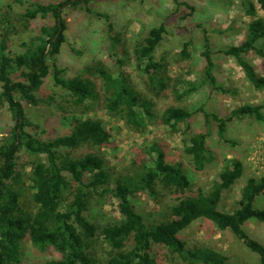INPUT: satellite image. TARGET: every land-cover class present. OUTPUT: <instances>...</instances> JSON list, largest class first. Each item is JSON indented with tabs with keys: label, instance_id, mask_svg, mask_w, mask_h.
<instances>
[{
	"label": "trees",
	"instance_id": "16d2710c",
	"mask_svg": "<svg viewBox=\"0 0 264 264\" xmlns=\"http://www.w3.org/2000/svg\"><path fill=\"white\" fill-rule=\"evenodd\" d=\"M179 0H175L178 2ZM264 12V0H255ZM89 0H64L59 4H31L22 18L26 24L38 19L53 17L54 22L39 29L36 43L27 47L24 53H12L5 40L0 41V109L6 108L13 121L9 135L0 142V264H20L22 245L25 240L36 249L43 251L53 247L60 258L44 264H158L155 250L166 249L178 264H227V257L210 248H189L180 234L199 220L212 223L219 231H230L245 248L259 256L264 264V245L249 239L244 226L250 221L264 224V209H256L258 197L264 195V177L247 178L241 191L239 207L232 213L219 210L224 192L230 190L244 175L243 161L238 157L226 160L218 174V181L206 192L199 188L193 194L191 182L183 165L169 164L166 155L158 145L146 152L149 160L134 176H125L110 185L108 170L103 158L89 148H100L109 142V132L100 119L71 118L69 134L43 140L27 131L36 130L26 117L21 101L36 105V94L49 76L48 61L53 68L55 87L61 88L70 97L77 109H88V103L101 97L98 87L88 79L80 77L65 79L63 70L55 63L65 42L67 23L62 9L84 5L88 12ZM256 6L249 4L245 13L251 17L244 41L222 51L231 57L253 86L264 90V77L256 74L247 55L257 54L264 58V19L257 17ZM165 33L164 24L152 28L136 51L137 68L151 85L160 92L166 88V64L156 62L154 53ZM183 45L181 56L190 57ZM208 38L205 37L201 56L205 61V82L213 90L222 92L216 86L215 64L212 60ZM20 73L22 81L14 80ZM102 79L103 107L111 115L122 120L133 131L145 128L148 121L155 120L153 103L135 89L125 74L116 77L97 69ZM204 83V82H202ZM194 87V86H192ZM190 94L184 92L178 98ZM18 97V98H17ZM264 104H245L233 110L229 116L220 118L199 112L211 118L218 127V135L224 138L227 124L234 118L253 117L264 124ZM82 111V112H83ZM192 113L177 107H168L161 116L163 126L178 132L183 125L185 136L184 152L191 159L197 172H202L211 162L207 147L208 133L191 132L189 119ZM192 133V134H189ZM187 136V137H186ZM81 148V156L74 152ZM28 174V175H27ZM31 182V200L34 209L22 208L19 190L25 176ZM161 186L175 190L181 197L172 206V218L165 222L147 225L135 210L132 197L147 193L155 197V188ZM101 193H100V192ZM93 193L103 198L109 193L117 202L120 218L107 223L103 218L97 221L91 210ZM104 245L105 256L100 258L97 246Z\"/></svg>",
	"mask_w": 264,
	"mask_h": 264
},
{
	"label": "rangeland",
	"instance_id": "374dc122",
	"mask_svg": "<svg viewBox=\"0 0 264 264\" xmlns=\"http://www.w3.org/2000/svg\"><path fill=\"white\" fill-rule=\"evenodd\" d=\"M62 1L0 0V41L5 40L12 53H24L27 47L36 43L39 29L54 22L50 16L46 19L39 17L26 24L22 18L26 9L35 3L49 5ZM250 3L256 6L257 17L264 19V12L255 0H89L90 12L84 5H68L62 9V17L67 23L65 42L55 57V63L63 70L61 76L65 79L80 77L92 81L100 90L101 97L89 102L88 109L84 111L75 108L67 93L55 87L53 68L51 61H48L49 76L36 94L37 104L21 101L27 119L38 126L36 130L28 128L27 131L49 140L69 134L75 112L76 116L83 113L86 119H100L109 132V142L100 148L89 149L103 158L109 174L110 190L114 188L115 181L141 171V167L149 160L147 149L153 145L163 150L167 163L183 165L191 182V190L187 194H193L199 188L208 192L218 181L225 161L238 157L243 161L244 175L223 193L219 204L220 211L232 213L239 207L246 179L264 177V124L249 116L234 118L227 124L224 138H220L217 124L211 118L206 121L199 108L203 107L205 112L225 118L245 104H264V90L251 85L235 61L222 53L244 41L251 20L245 10ZM160 24H164L165 33L154 53V59L167 66V84L163 93L138 70L135 55L149 31ZM205 37L208 38L211 57L216 66L213 72L216 86L223 89L222 92L213 90L212 85L205 82V61L201 56ZM185 43L189 44L188 59L181 56ZM247 59L256 74L264 77V58L250 53ZM98 68L115 77L125 74L140 95L153 103L155 120L148 121L145 128L133 131L120 118L109 114L102 103L105 95ZM14 78L23 80L20 73ZM189 91L187 96L178 98ZM168 107L192 113L189 119L191 132L208 133L207 147L211 162L204 171L197 172L184 152L183 125L178 127V132H172L162 125L161 116ZM12 127L9 112L6 108L0 109V142L9 135ZM85 151L86 148H81L73 155L79 157ZM27 175L19 192L22 194V208L29 211L34 209V205ZM90 196L91 210L96 214L97 221L103 218L107 223H115L119 220L117 202L111 194L105 193L103 198L93 193ZM180 197L175 190L157 186L155 197L139 193L132 197V204L145 223L153 225L172 218L171 208ZM254 206L264 209V195L256 199ZM244 231L249 239L264 245L263 223L250 221L244 226ZM180 237L191 249L210 248L222 253L227 257V264H260L259 256L245 248L230 231L221 232L208 221L195 222ZM103 248L104 245L97 246L100 258L105 256ZM155 252L158 264H178V259L166 249L159 248ZM59 258V252L53 247L40 251L28 239L22 245L20 264H44Z\"/></svg>",
	"mask_w": 264,
	"mask_h": 264
},
{
	"label": "crops",
	"instance_id": "0c3cea01",
	"mask_svg": "<svg viewBox=\"0 0 264 264\" xmlns=\"http://www.w3.org/2000/svg\"><path fill=\"white\" fill-rule=\"evenodd\" d=\"M263 77V76H262Z\"/></svg>",
	"mask_w": 264,
	"mask_h": 264
}]
</instances>
